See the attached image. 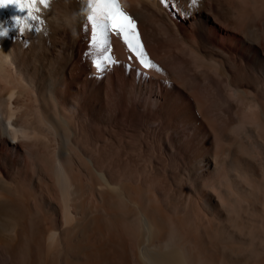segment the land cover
I'll return each mask as SVG.
<instances>
[{
	"label": "bare ground",
	"instance_id": "1",
	"mask_svg": "<svg viewBox=\"0 0 264 264\" xmlns=\"http://www.w3.org/2000/svg\"><path fill=\"white\" fill-rule=\"evenodd\" d=\"M121 4L160 71L0 11V264H264V0Z\"/></svg>",
	"mask_w": 264,
	"mask_h": 264
},
{
	"label": "snow or ice",
	"instance_id": "2",
	"mask_svg": "<svg viewBox=\"0 0 264 264\" xmlns=\"http://www.w3.org/2000/svg\"><path fill=\"white\" fill-rule=\"evenodd\" d=\"M87 12V22L91 25L92 37L90 48H94L97 59L93 61L98 71L106 70L109 63L114 64L111 55H104L109 51V37L111 33L120 36L128 50L133 53L138 62L145 68L160 69L150 60L145 59L146 53L139 40L134 18L127 13L121 0H80ZM167 0H161L166 3ZM200 0H189V6H195ZM51 5V0H0V11L11 8L17 15L10 16L12 27L21 34L25 31H40L38 25L43 23L41 14ZM8 28L0 22V36H5ZM130 67V66H129ZM139 75V73H138Z\"/></svg>",
	"mask_w": 264,
	"mask_h": 264
}]
</instances>
